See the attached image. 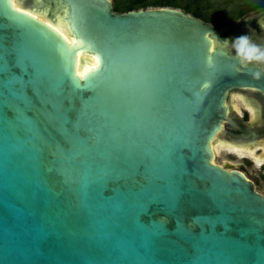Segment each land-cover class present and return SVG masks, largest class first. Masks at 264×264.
<instances>
[{"label":"water","instance_id":"water-1","mask_svg":"<svg viewBox=\"0 0 264 264\" xmlns=\"http://www.w3.org/2000/svg\"><path fill=\"white\" fill-rule=\"evenodd\" d=\"M44 1L67 7L77 46L0 0V264H264V195L210 149L221 125L236 128L229 94L264 95V66L242 68L221 43L252 23L264 32V12L215 25L169 7ZM78 52L101 57L84 81ZM141 224L154 232L143 252Z\"/></svg>","mask_w":264,"mask_h":264},{"label":"rangeland","instance_id":"rangeland-1","mask_svg":"<svg viewBox=\"0 0 264 264\" xmlns=\"http://www.w3.org/2000/svg\"><path fill=\"white\" fill-rule=\"evenodd\" d=\"M110 1L114 6L116 0H110ZM118 1L120 3L124 1L127 2V0H118ZM147 1H154V0H147ZM172 1H174L180 7L187 4L191 5L192 10L198 9L202 13L204 18L211 19L213 21L211 22V24H215V25L226 22H236V21L244 20L248 17L256 16L264 12V0H172ZM14 3L19 7H23L26 3V0H14ZM177 9L185 13V11H183L181 8H177ZM188 14L192 15L191 13ZM39 16L40 15H37L38 19L48 22L45 16L43 15H41L42 17ZM55 16H57V14L53 15L52 20L55 21L56 24H58L57 28L59 29L60 34H62L64 37L67 38L65 29L62 27V25H60L61 23H58V18H56ZM262 18H264V15L261 17V19L258 20H262ZM223 20L226 21L223 22ZM242 35H247L251 37L253 42L264 45V42L258 41V39L264 41V32H258L255 29H253V23L244 30ZM230 41H234V40H230ZM235 95H241V94L236 92L231 93L229 95L228 104L232 109H235V111L238 112L241 109V107L238 103L239 100L236 97H234ZM233 117L235 124H238L239 119L236 118L234 115ZM254 121L255 118L253 116H248V118L246 119V124L251 126L253 125ZM226 124L228 123L225 122V126L223 130L219 135H217L216 139L213 142L212 149L213 152H215L214 163L219 164L221 167L224 166L229 169H234L240 172L242 171L241 168L244 165L246 173L244 172L243 173L250 180L251 176L254 173L252 166L249 165L248 163H245L243 160L237 158L239 157L237 154L228 150V148H236L238 150H241L242 148L240 147V145L238 146L237 143L227 140L224 137L230 135L235 136L234 134H236L235 130L231 127L226 126ZM234 155L237 157H235ZM256 190L264 195V183L261 184V186L258 187Z\"/></svg>","mask_w":264,"mask_h":264},{"label":"flooded vegetation","instance_id":"flooded-vegetation-1","mask_svg":"<svg viewBox=\"0 0 264 264\" xmlns=\"http://www.w3.org/2000/svg\"><path fill=\"white\" fill-rule=\"evenodd\" d=\"M258 41L260 42L259 39ZM239 93L241 95L234 96L239 100L238 103L241 107L238 112L234 111V116L239 119L238 124H236V128L231 127L230 124H226V126L233 128L236 134H234L235 136L224 137L230 141L234 139L238 140L237 144L242 149L228 148V150L239 156L234 155L235 157L252 166L254 173L250 180L257 189L264 183V95L257 91H242ZM248 116L255 118L251 126L246 124ZM241 170L242 173H246L244 165Z\"/></svg>","mask_w":264,"mask_h":264},{"label":"bare ground","instance_id":"bare-ground-1","mask_svg":"<svg viewBox=\"0 0 264 264\" xmlns=\"http://www.w3.org/2000/svg\"><path fill=\"white\" fill-rule=\"evenodd\" d=\"M10 1H11L12 6L15 9H17L23 13H29L28 14L29 16L41 21L42 23H44L47 26L49 24H51L52 27L51 28L49 27V28L52 29L53 31H55L59 36H61L68 43V45L77 46L74 44L75 40L71 36L68 24L66 23V20H65L67 7L64 6L61 10H57V11L55 10L54 11L52 9V7L48 3H46L44 0L34 1V3L33 2L30 3V5L26 4L27 3V0H26V3L23 7H19V6L15 5L14 0H10ZM56 14H57V16H55V17L58 18V23H61L60 25H62V27L65 29L66 34H67V38L64 37L62 34H60L59 29L57 28L58 24H56V22L52 20L53 15H56ZM37 15L45 16V18L48 22H45V21L38 19ZM213 47H214V41H213V39H211L210 40V51L213 50ZM96 68L97 67H96V59L95 58L88 57L83 52H78L76 54V56H75V75L80 79V81H83L81 79L82 74L86 76L89 73V71L93 72ZM228 101H229V96L227 97V101H226V110L227 111L229 108L232 109L230 107V105L228 104ZM222 127L223 126L221 125L220 130L216 133V135L213 137V139L210 143V149H211V153H212V160H211L212 163H214V156H215V152H213V149H212L213 142L216 139L217 135L220 134Z\"/></svg>","mask_w":264,"mask_h":264},{"label":"snow or ice","instance_id":"snow-or-ice-1","mask_svg":"<svg viewBox=\"0 0 264 264\" xmlns=\"http://www.w3.org/2000/svg\"><path fill=\"white\" fill-rule=\"evenodd\" d=\"M10 0H6V3H9ZM29 13H25V15H28ZM48 27H52L51 24L48 25ZM55 30V29H54ZM73 49H69V52L67 53L69 56H72L74 55V53L71 51ZM96 59V67L100 70L101 68V57L96 55L95 57ZM0 64H3V61L0 60ZM74 66V60L72 59V67ZM213 66V63L212 61H209V67H212ZM98 72V71H96ZM96 72H92V71H89V73L85 76L82 74V77L81 79L84 81L86 78H88L89 76H91L92 74L96 73ZM5 76V71L4 72H0V77H3ZM2 80V79H0ZM205 87H208L207 84L204 85ZM18 91H19V88H18ZM25 92H26V89L24 88L22 91H21V95L23 97H25V100H21L20 101V104H21V107L24 109V112H23V116L24 117H27L29 120L32 121V128H37V124L35 122V119L33 117L30 116L29 114V111H28V105H29V101H28V98L27 96L25 95ZM241 99H243L241 97ZM11 121L16 124V128H15V135L21 139H23L25 137V135L27 134L28 132V129L25 127L24 123H23V118L21 117L20 114L16 113V112H12L11 114ZM0 120H3V114L0 113ZM79 135L81 137H84L87 135V133L83 130V129H80L79 130ZM71 149V144L68 142V140L65 138V141L63 143V145L59 146L58 149H57V153L59 152H68L70 151ZM141 168H143V166L141 165ZM144 176V179L146 182H148V178L147 176L143 175ZM88 188H89V184L87 185H84V186H81V193L82 195L86 198L87 195H88ZM142 227H137L136 228V232H137V239L135 241L136 245L138 246V250L140 251H144L145 248L147 247L148 245V241H149V238L151 236L154 235V232L151 230L150 226H146L144 224H141ZM120 250V249H118ZM199 251V250H197ZM202 257L200 255H195L193 257V264H200V261H201Z\"/></svg>","mask_w":264,"mask_h":264},{"label":"clouds","instance_id":"clouds-1","mask_svg":"<svg viewBox=\"0 0 264 264\" xmlns=\"http://www.w3.org/2000/svg\"><path fill=\"white\" fill-rule=\"evenodd\" d=\"M261 27L264 28V24H261ZM221 43L225 46L229 44L231 45V48L235 53L234 59L242 68L247 69L250 64L264 65V45L253 42L251 37L242 35L234 41L229 42L228 40H225ZM251 75L253 76V79L258 80L261 77V71H254Z\"/></svg>","mask_w":264,"mask_h":264},{"label":"trees","instance_id":"trees-1","mask_svg":"<svg viewBox=\"0 0 264 264\" xmlns=\"http://www.w3.org/2000/svg\"><path fill=\"white\" fill-rule=\"evenodd\" d=\"M181 8L183 11H185L186 14L191 13L193 17L197 19H202L206 23H211L213 22L211 19L204 18L202 13L198 10H192L191 5L187 4L182 7L177 5L174 1L172 0H154V1H147V0H127L124 2H119L118 0L115 1V4L113 6L114 12L116 13H127L130 11H137L141 9H147V8ZM226 20H223L225 22Z\"/></svg>","mask_w":264,"mask_h":264}]
</instances>
